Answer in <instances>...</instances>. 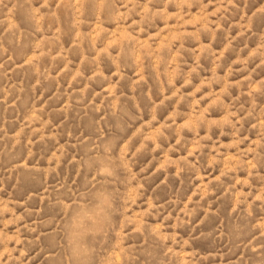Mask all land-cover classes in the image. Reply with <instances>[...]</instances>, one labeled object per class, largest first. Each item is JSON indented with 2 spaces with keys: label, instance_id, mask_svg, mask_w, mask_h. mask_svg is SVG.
I'll return each mask as SVG.
<instances>
[{
  "label": "rangeland",
  "instance_id": "obj_1",
  "mask_svg": "<svg viewBox=\"0 0 264 264\" xmlns=\"http://www.w3.org/2000/svg\"><path fill=\"white\" fill-rule=\"evenodd\" d=\"M0 264H264V0H0Z\"/></svg>",
  "mask_w": 264,
  "mask_h": 264
}]
</instances>
